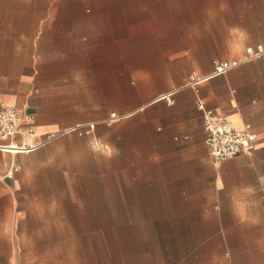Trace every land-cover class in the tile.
<instances>
[{
	"label": "crops",
	"instance_id": "obj_1",
	"mask_svg": "<svg viewBox=\"0 0 264 264\" xmlns=\"http://www.w3.org/2000/svg\"><path fill=\"white\" fill-rule=\"evenodd\" d=\"M196 1L193 24L160 35L162 61L144 62L134 69L130 97L135 103L128 113H124L128 105L122 71L116 69L111 79L93 78L100 72L95 67L108 63L109 50L117 67L118 23L108 32L107 22L93 16V11H80L78 16L52 11L53 20L35 30L1 33L0 109L13 106L33 114L36 133L44 134L77 124L75 91H99L98 96L106 100L94 110L102 115L95 136L104 156L123 160L127 139L147 138L149 160L160 166L175 191L210 195L206 209L227 211L224 216L234 221H264V56L244 60L248 47H264V0ZM110 33L116 41L108 46ZM217 61L237 65L226 74L215 75ZM191 78L198 80L196 85L189 84ZM198 99L236 128L249 124L256 135L255 150L214 164L204 145ZM111 113L121 118L104 122ZM120 120L124 121L116 123ZM75 140L68 134L35 151H0V178L12 166L21 175L37 171L38 167L33 169L35 159L49 151L58 158L66 144L74 161ZM129 147L140 154V142ZM199 200L193 197L191 202ZM236 252L219 264H241ZM63 253L70 255L61 250L55 254L20 251V257H59ZM244 254L243 264H264V247Z\"/></svg>",
	"mask_w": 264,
	"mask_h": 264
},
{
	"label": "rangeland",
	"instance_id": "obj_2",
	"mask_svg": "<svg viewBox=\"0 0 264 264\" xmlns=\"http://www.w3.org/2000/svg\"><path fill=\"white\" fill-rule=\"evenodd\" d=\"M196 4V0H0V34L35 30L53 20L52 11L65 16L93 11L107 22L108 32L118 23L117 67L109 50L108 63L95 67L100 72L93 78L111 79L116 69L122 71L128 113L135 103L130 97L134 69L162 61L160 35L193 24ZM106 38L108 46L116 41L111 33ZM75 93L76 125L83 127L69 134L76 138L74 161L66 144L58 158L49 151L35 159L37 171L21 175L17 169L11 177L7 171L0 178V264H219L229 260L232 251L243 264L245 250L264 247V239L260 241L264 221H234L224 216L227 211L206 209L210 195L175 191L160 166L149 160L147 138L127 139L123 160L104 156L95 136L102 115L94 110L106 99L98 96L99 91ZM137 142L139 155L129 147ZM193 197L199 202H191ZM59 250L68 251L69 257L64 253L20 257V251Z\"/></svg>",
	"mask_w": 264,
	"mask_h": 264
},
{
	"label": "built area",
	"instance_id": "obj_3",
	"mask_svg": "<svg viewBox=\"0 0 264 264\" xmlns=\"http://www.w3.org/2000/svg\"><path fill=\"white\" fill-rule=\"evenodd\" d=\"M245 61L261 58L264 56V47L256 45L248 47L245 51ZM237 62L217 61L214 65L213 74L223 75L233 69ZM197 79L191 78L190 85H196ZM197 108L201 111L204 129V145L214 164L242 155H250L256 147V135L252 132L249 124L242 128H236L223 115H217L207 108L203 101H196ZM116 113H111L104 122H112L120 119ZM83 125L67 127L57 131L44 134H37L35 130L34 115L13 106H2L0 109V151L9 153V149H14L20 153H27L45 147L55 140L77 131ZM85 128V127H84ZM93 128V126H90ZM86 133H89L88 131ZM21 141H17V138ZM37 138L38 141L32 140ZM14 147V148H10ZM16 154V153H10ZM17 171V167L12 166L7 176Z\"/></svg>",
	"mask_w": 264,
	"mask_h": 264
}]
</instances>
